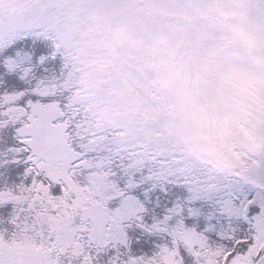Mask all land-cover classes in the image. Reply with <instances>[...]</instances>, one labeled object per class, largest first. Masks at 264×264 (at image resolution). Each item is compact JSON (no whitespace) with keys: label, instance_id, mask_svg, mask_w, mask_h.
<instances>
[{"label":"snow or ice","instance_id":"1","mask_svg":"<svg viewBox=\"0 0 264 264\" xmlns=\"http://www.w3.org/2000/svg\"><path fill=\"white\" fill-rule=\"evenodd\" d=\"M215 12L264 63V0ZM75 13L0 0V264H264V142L233 144L225 164L102 123L73 81ZM199 79L177 104L223 131L228 102L201 104ZM249 88L264 127V77Z\"/></svg>","mask_w":264,"mask_h":264},{"label":"rangeland","instance_id":"2","mask_svg":"<svg viewBox=\"0 0 264 264\" xmlns=\"http://www.w3.org/2000/svg\"><path fill=\"white\" fill-rule=\"evenodd\" d=\"M74 2L76 13L69 23L74 57L83 63V74L73 81L85 85L83 94L92 101L102 123L126 128L131 136L172 139L173 135L157 132L161 126L151 116V108L158 118L162 110L153 92L165 90L166 99L173 97L181 113L189 141L216 162L235 160L233 144L264 137V127L257 122L258 89L249 88L251 80L258 84L262 76L248 58L253 51L232 31L221 30L217 0ZM238 2L221 0L225 8ZM206 32L210 38H204ZM218 36L234 50L229 60L215 46ZM197 74L201 104L215 110V98L228 102L232 116L223 131L208 117L187 115L177 104L178 95L185 86H192Z\"/></svg>","mask_w":264,"mask_h":264},{"label":"trees","instance_id":"3","mask_svg":"<svg viewBox=\"0 0 264 264\" xmlns=\"http://www.w3.org/2000/svg\"><path fill=\"white\" fill-rule=\"evenodd\" d=\"M219 22V21H218ZM220 25V24H219ZM204 38H210V34L208 32L206 33H202ZM234 34V33H233ZM234 36H237L236 34H234ZM238 38L241 40V42L245 43V41L243 39H241L239 36ZM246 44V43H245ZM247 46V44H246ZM247 48L249 50H251L248 46ZM252 52V50H251ZM253 53V52H252ZM248 58L250 59L251 62L256 63L255 66L258 70V72L260 73L259 75H261L262 77H264V66L262 67V63L254 56H248ZM73 59L75 61V71L73 73V80H76L78 78L81 77V75L83 74V63H81V61H79L76 57L73 56ZM75 82L76 87L78 88V97L81 100V102H83L88 108L89 110L101 121V118H99V114L97 111H95L92 107L91 104V100H87L88 98L85 97V94H83L84 90H85V85L81 84V82ZM155 98L157 99L156 101H158V103H160V106L162 107V110L159 111V116L160 118H158L155 115L154 110L151 108V113H152V118L157 121V123L161 126L158 128L159 133H163V135H170V136H174L172 138V140H176L178 142H180L181 144H183L191 153H195L196 155L200 156L201 158L204 159H208L211 160L213 162L214 161L213 158L207 156V155H203L201 154L198 149H196L193 145V143L190 140L189 136L186 134L185 128H184V124L182 121V116L180 111L178 110L175 101L172 100L173 97L169 96V99H166V92L165 90H162L160 93L157 92H153ZM168 93H170L168 91ZM80 94L82 95V97L80 96ZM169 95V94H168ZM87 98V99H86ZM168 98V97H167ZM158 109V108H157ZM102 122V121H101ZM117 127V126H114ZM121 128V126H118ZM126 131V128H123ZM262 138L259 140H256V143L258 144V142H261L262 139H264L263 136H261ZM236 159V158H235ZM226 164L229 163V161H225ZM231 162V161H230Z\"/></svg>","mask_w":264,"mask_h":264}]
</instances>
